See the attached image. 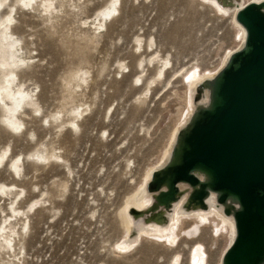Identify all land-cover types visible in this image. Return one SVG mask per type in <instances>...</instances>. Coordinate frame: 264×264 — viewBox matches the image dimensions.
<instances>
[{
    "label": "rangeland",
    "instance_id": "374dc122",
    "mask_svg": "<svg viewBox=\"0 0 264 264\" xmlns=\"http://www.w3.org/2000/svg\"><path fill=\"white\" fill-rule=\"evenodd\" d=\"M105 1L92 0L77 13L67 11L54 31L27 9L16 16L18 34L28 37L32 56L37 55L30 69H22L26 78L22 75L21 80L37 94L42 116L58 108L61 78L79 59L87 60L90 72L80 98L86 112L79 131L48 129L41 126L39 114L26 131L14 134L0 126V149L10 146L12 157L35 151L45 138L65 160H28L20 178L0 166V184H16L27 192L20 207L47 200L46 207L30 212L26 253L21 256L26 264H188L192 247L200 245L205 264H219L230 225L214 213L182 218L170 231L173 245L180 242L176 251L142 241L118 255L114 246L125 235L124 205L158 160L184 110L185 74L193 68L200 75L215 72L226 53L237 47L241 31L232 25L231 15L221 16L198 0H124L96 49H84L77 38L85 30L81 22ZM137 38L153 42V52L148 49L142 56L147 63L154 55L169 60L165 77L156 79L147 96L144 85L162 62L156 57L145 68L137 66L142 52L136 48ZM29 130L35 138L28 136ZM8 201L0 195V207L6 209Z\"/></svg>",
    "mask_w": 264,
    "mask_h": 264
},
{
    "label": "bare ground",
    "instance_id": "6f19581e",
    "mask_svg": "<svg viewBox=\"0 0 264 264\" xmlns=\"http://www.w3.org/2000/svg\"><path fill=\"white\" fill-rule=\"evenodd\" d=\"M91 1L15 0L10 2L0 0V126L5 127L10 133H18L21 129L26 131L27 123L35 119L36 114L41 116V126L45 124L48 129L59 131L65 129L71 132L80 130L81 119L86 112V104L81 102L80 98L84 96L88 88L87 75L90 74L87 60L81 58L77 66L70 70L67 69L68 71L61 78L62 91L58 108L47 116H42L37 94L34 93V89L30 90L25 87L27 80H21L24 76L22 69L25 67L30 69L37 55L32 56L34 50L29 49V46L33 43H30L28 37L24 39L18 34L21 25L16 16L20 14L22 8L27 9L30 14L37 15L45 24L44 26L54 31V25L59 16L67 11L77 13ZM123 1L106 0L91 18L82 20L81 25L85 30L77 38L84 44V49H96L102 32L106 33L115 16L119 15V7ZM198 1L216 10V13L221 16L231 15L232 25L241 31V38L236 37L237 47L226 53L220 66L212 74L200 75L197 68L185 74L184 81L188 86H185L184 110H181L180 118L172 127L158 160L145 171L132 200L130 199L131 201L123 207L125 235L114 246L118 255L129 253L142 241L157 244L163 250L176 248L180 242L173 245L174 241L170 238L171 229L177 227L180 220H183L182 218L193 215L214 213L230 225V240L221 254L219 264H225L226 253L236 238L235 214L240 210L236 198L231 195L223 197L222 192L212 187L211 176L200 168L189 170L188 174L193 179L178 177L176 172L182 165L184 154L189 150L187 139L196 126L206 121L207 115L217 103V89L222 77L229 69L236 68L243 56L250 50L247 44V30L238 20L239 12L253 5L264 15V0H249V3L244 0ZM143 41L141 38L136 39V48L142 51L137 66L145 68L148 63L155 60L157 55L151 57L147 63L142 56L148 49L153 52V42L144 43ZM238 54L241 56L239 62L236 63L235 57ZM157 58H159L157 63H162L158 67V72L156 71V76L144 85L145 96L151 94L156 79L166 75L168 59ZM135 81H142L140 86L143 85L140 77H137ZM143 100L145 99L142 98ZM27 133L28 136L36 137L31 130ZM54 152L51 141L46 142L45 138L38 143L35 151L24 156L12 157V150L7 145L0 149V166L5 167L13 176L20 178L24 171V163L28 160L43 162L61 160L64 163V158ZM60 187L62 190L66 189L65 185ZM26 194V190L16 184H0V195L9 200L6 209L0 207V264H26L24 256L21 255L26 253L25 233L31 220L30 212L47 206V200L39 199L30 202L25 208L20 207ZM48 204H51L49 200ZM204 250L202 246L194 245L188 264H205ZM258 264H264V259Z\"/></svg>",
    "mask_w": 264,
    "mask_h": 264
},
{
    "label": "water",
    "instance_id": "95a60500",
    "mask_svg": "<svg viewBox=\"0 0 264 264\" xmlns=\"http://www.w3.org/2000/svg\"><path fill=\"white\" fill-rule=\"evenodd\" d=\"M248 33L249 52L218 86L217 103L187 139L178 177L193 179L200 168L215 190L236 198V238L225 264L264 259V15L253 5L238 14Z\"/></svg>",
    "mask_w": 264,
    "mask_h": 264
}]
</instances>
